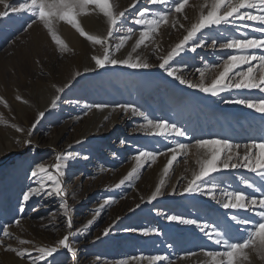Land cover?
I'll return each mask as SVG.
<instances>
[{
  "label": "rangeland",
  "instance_id": "rangeland-1",
  "mask_svg": "<svg viewBox=\"0 0 264 264\" xmlns=\"http://www.w3.org/2000/svg\"><path fill=\"white\" fill-rule=\"evenodd\" d=\"M22 2L23 0L0 2V12L7 13L0 17V226L8 228L12 233L11 238H6L0 232V239L5 242V246H0V264H30L27 258L20 259L13 252L5 250L9 244L16 248H29L33 256H38L35 248L55 246L68 231L79 233L70 237V244L76 247L78 254L74 259L66 249H60L56 255L57 264H122L123 261L135 264L130 257L141 254L167 256L171 264H207V258L201 254L202 249L223 251V246L215 245L195 226L177 225L167 221L164 216L156 214V209L165 213L199 218L201 222H211L218 217L223 219L225 214L247 217L253 224L259 220L255 211L226 210L210 197L199 194L165 195L148 203L147 197L163 178L162 170L171 153L158 157L154 164H146L140 170L138 180L134 179L120 188L116 187V184L135 167L133 157L139 149L167 151L177 140L194 144L195 137L225 138L239 144L264 139V114L243 105L225 104L222 99L258 98L261 95L258 90L233 89L222 93L221 97H212L178 84L158 68L140 70L117 65L83 73L85 66L91 67L94 63L91 56L103 54L102 46L92 45L71 25L56 20L54 29L68 45V50L62 52L41 23L33 24L25 30L32 19L30 14L26 11L11 10L13 7L18 9ZM111 2L119 10L129 9L124 20V30L114 33V37L126 34L128 26H133L138 36L140 26L132 23L137 10L145 6L153 10L161 7L147 5L146 0H142L135 8L131 7L134 0ZM206 2L207 0H189V7L185 10L189 20L181 22L186 27L190 22H194ZM79 19L81 26L89 34L106 35L107 21L98 10L90 9L88 15L82 14ZM238 24L239 32H234L231 27L227 30L221 27L219 30H211L208 35L213 38L220 33H224L226 37L243 32L255 37L264 35L254 32L251 27H244L245 24L258 27L257 22L244 21ZM184 34L186 33L183 29L177 31L164 26L157 42L166 52ZM135 39L134 36L119 53H115L117 58H125L131 52ZM109 41L114 45L118 39L109 38ZM234 51L203 47L198 48L196 53L183 54L173 63L186 78L197 82L199 74L194 71L195 68L201 67L202 64H215L221 56ZM248 51L250 54L261 52L256 49ZM138 52H142L143 56L145 54L144 57L151 63L159 62L155 59L152 48L146 51L142 48ZM185 62L189 65L188 69L181 67ZM246 67L244 65L242 69ZM77 71L83 73L77 78L79 82L66 89L59 106L46 112L45 118L36 126L30 137L35 147L17 144V139L23 141L26 138V132L36 120L38 111L49 107L55 94L52 86L70 83ZM214 74L212 71L207 72L206 82L210 81ZM90 84L94 85V89L88 92L85 88ZM78 89H83L88 95L85 99L87 104L106 103L111 107L103 111L93 109L85 116L81 105L71 107L67 102L74 95H78ZM17 96L28 103L17 100ZM125 103L138 106L150 118H166L185 126L193 138L169 136L164 140L146 132H133V128L145 123L143 118L131 117L122 111H112L116 104ZM13 125L25 129V133L17 132ZM100 136H104V139L100 140ZM121 140L125 141L123 145ZM11 144L18 146L10 153H5ZM68 151L81 154L80 158L74 157L67 163L66 174L61 178L66 192L64 199L67 200L69 215L73 221L71 230L66 228L67 218L63 215L64 210L59 207L60 197H33L25 206V211L18 212L22 192L29 187H37L35 179L30 175L32 168L36 164L44 163L49 166V171H54L51 166L57 162L55 157ZM83 156L89 158L85 160ZM186 158L187 164L184 163ZM198 158H201L200 151L196 149L187 157L178 156L166 178V190L170 191L173 186L179 190L181 185L186 183L184 178L190 179L192 172L198 171ZM215 175L222 187L231 185L233 188L242 189L240 177L260 183L259 177L245 168ZM244 190L247 193L252 192L250 189ZM141 197H144L143 202ZM105 199H110V203L85 231L86 222L92 219L95 209ZM137 204L141 205L140 208H136ZM16 219L21 220L19 226L14 223ZM109 225L114 227L108 236H104L103 230ZM144 227H158L162 234L144 235L139 231H125L126 228ZM244 227L250 228L251 225ZM233 234L239 237L245 235V232L242 229L236 233L233 229ZM20 240H30L32 243L23 245ZM189 252H195L197 255L185 258V253ZM253 260L254 264H264L255 254ZM38 264L44 262L40 261ZM140 264H149V261L142 259ZM157 264L168 262L160 261Z\"/></svg>",
  "mask_w": 264,
  "mask_h": 264
},
{
  "label": "snow or ice",
  "instance_id": "snow-or-ice-1",
  "mask_svg": "<svg viewBox=\"0 0 264 264\" xmlns=\"http://www.w3.org/2000/svg\"><path fill=\"white\" fill-rule=\"evenodd\" d=\"M0 2H4V0H0ZM141 2L142 0H134L131 7L135 8ZM146 4L161 7L153 10L145 6L137 10L132 23L135 26H140L138 36L136 29L133 26H128L126 34L116 37H114V33L124 30V20L129 9L119 10L112 4L111 0H23L18 9L13 7L11 10L13 12L26 11L30 14L32 19L25 30L31 28L33 24L41 23L48 30L55 44L60 46L62 52L68 50V45L54 29L56 20L71 25L80 36L85 37L92 45L102 46L103 54L91 56L94 63L91 67H85L83 73L96 72L98 69H106L109 66L117 65L140 70L158 68L178 84L212 97H221L222 93L230 92L233 89L258 90L261 94L258 98L230 99L222 97V99L225 104L243 105L257 113L264 114V35L255 37L249 36L246 32L229 37H226L224 33H220L215 38L208 35L211 30H219L221 27L226 30L231 27L234 32H239L240 25L238 22L244 21L257 22L258 27L247 24L244 27H251L254 32L264 34V0H207L202 5L198 18L194 22H190L187 27L181 21L189 20L185 11L189 7V0H146ZM90 9L92 11L98 10L106 18L108 28L105 36L89 34L81 26L79 17L82 14L88 15ZM5 15H7L6 12H0V17ZM164 26H169L177 31L183 29L186 33L178 42L171 45L170 50L166 52L161 44L157 42V37L161 35V29ZM205 30H208V32ZM134 36L136 39L132 44L131 52L125 58H117L115 53H119L128 41L133 40ZM109 38H115L119 41L115 44L114 50L108 43ZM209 46L212 49L218 47L222 50L235 51L226 56H221L215 64H202L201 67L195 68L194 71L199 74L197 82L186 78L173 63L185 53H196L198 48ZM142 48L145 51L152 48L155 59L159 62H149L142 52H138ZM253 49L261 50L260 54H250L248 50ZM132 53H136V55L133 56ZM253 61L256 63L254 64ZM244 65L247 67L242 69ZM181 67L188 69L189 65L185 62ZM209 71L215 74L210 81L206 82L207 72ZM83 73L80 71L75 72L72 81L63 86H52L55 89V94L50 100L49 107L43 111H38L36 120L26 132V138L23 141L17 139V144L29 146L30 148L35 147L30 137L36 130V126L45 118L46 112H50L59 106L62 94L65 93L66 89L71 88L74 83H78L77 78L82 76ZM16 99L28 103L20 96H17ZM67 102L72 103L71 101ZM82 107L83 114L86 116L93 109L103 111L111 106L106 103H93L84 104ZM112 111H122L125 115L130 114L131 117L143 118L145 123L137 125L132 129L133 132H146L164 140H167L169 136L193 138L192 133L185 126L178 125L166 118H150L148 114L132 103L116 104L112 107ZM262 119H264V116H262ZM13 127L16 128L17 132L25 133L26 131L16 125H13ZM194 139V144H186L177 140L174 145L167 148V151L139 149L133 157L136 162L135 167L116 184V187L120 188L126 182L131 183L134 179L138 180L140 170L146 164H149V162L154 164L158 157L167 156L171 153L162 170L163 178L160 179L154 191L147 197L148 203L157 201L158 198L165 195L185 196L187 194L191 196L199 194L210 197L226 210L255 211L259 220L253 224L247 217H241L238 214H225L223 219L218 217L211 222H201L199 218L165 213L160 209H156V214L164 216L167 221L177 225L195 226L215 245H222L223 251H204L202 249L201 254L207 258V264H254L253 254L264 261V187H262L264 186V139L260 141L253 140L245 144L234 143L225 138L195 137ZM81 142L77 141V143ZM120 143L123 145L125 141L121 140ZM193 149L200 151L201 158L196 160L198 171L194 170L190 179L185 177L186 183L182 184L179 190L175 186L170 191L166 190V178L169 176L174 162H177L178 156L187 157ZM74 157L80 158L81 154L68 151L66 154L57 155L55 157L57 162L51 166L54 171H49V166L44 163L36 164L30 175L35 179L37 187H29L22 192L18 212L23 213L25 206L33 197L45 195L49 198L53 196L60 197L59 207L64 210L63 215L67 218L66 228L68 230L73 229L72 217L69 215V205L67 200L64 199L66 192L61 178L66 174L67 163ZM82 158L87 160L89 157L83 156ZM184 163H188L187 158ZM238 168H245L254 173L259 177L260 183L257 184L246 177H240L239 182L243 185V188L240 189L233 188L231 185L222 187L221 183L216 180L215 174L223 175ZM244 189H250L252 192L247 193ZM217 190H219V196H217ZM141 201H144V197H141ZM109 203L110 199H105L95 209L92 219L86 222L85 231L101 215L102 210ZM140 206V204H137L136 208H140ZM35 210L33 209V211ZM130 211H135V209H130ZM14 223L19 226L21 220L16 219ZM249 225H251L250 228L244 227ZM113 227L114 225H109L105 228L103 235L108 236ZM233 229L236 233L243 229L245 235L236 237L233 234ZM125 231H139L144 235L162 234L158 227L126 228ZM0 232L6 238L12 236V233L6 227L0 226ZM77 234L79 233L68 231L55 246L35 248V251L39 253L38 256H33L29 248H16L10 244L6 246L5 250L13 252L20 259L27 258L30 264H38L40 261H43L44 264H57L56 255L60 249H66L74 259L77 257L78 250L70 244V237ZM31 243L30 240H20V244L23 245ZM0 246H5L2 239H0ZM169 247H172V245H169ZM195 255H197L195 252L185 253V258ZM97 259L99 258L97 257ZM130 259H147L149 264H157L160 261H167L168 264H171L167 256L161 255L144 256L141 254L140 256L130 257ZM122 264H127V261H123Z\"/></svg>",
  "mask_w": 264,
  "mask_h": 264
},
{
  "label": "bare ground",
  "instance_id": "bare-ground-1",
  "mask_svg": "<svg viewBox=\"0 0 264 264\" xmlns=\"http://www.w3.org/2000/svg\"><path fill=\"white\" fill-rule=\"evenodd\" d=\"M108 43L112 46V48H114V46H115V44L113 45V43L112 42H110V41H108ZM117 43H118V41H117ZM96 49V48H95ZM101 49V48H100ZM101 51V50H100ZM128 52V51H127ZM130 53V52H129ZM128 53V54H129ZM132 55L133 56H135L136 55V53H132ZM144 56H146L145 54H144ZM83 59H85V57L83 58ZM86 67V66H85ZM84 67V68H85ZM88 67H89V65H88ZM93 74V73H92ZM102 74V73H101ZM103 76V75H102ZM90 83V82H89ZM88 92H91L92 91V89H94V85H92V84H90V85H87L86 86V88H85ZM88 98V95H86L85 93H84V90L83 89H78V95L76 94V95H74L73 97H71L70 99L71 100H69V101H71L72 103H70L71 104V107H76V106H79V105H81V107L84 105V104H87L86 103V100L85 99H87ZM78 102V103H77ZM69 109H71V108H69ZM100 140H102V139H104V136H100V138H99ZM17 146L18 145H14V144H11V146H9L8 148H7V150H6V152L5 153H10V151H12V150H15L16 148H17ZM71 173V172H70ZM142 260H134V262H136L135 264H140V262H141Z\"/></svg>",
  "mask_w": 264,
  "mask_h": 264
}]
</instances>
